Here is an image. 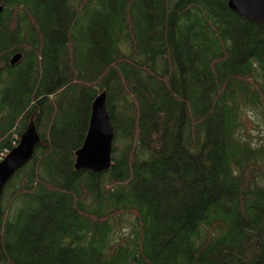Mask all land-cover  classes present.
<instances>
[{"label":"trees","instance_id":"16d2710c","mask_svg":"<svg viewBox=\"0 0 264 264\" xmlns=\"http://www.w3.org/2000/svg\"><path fill=\"white\" fill-rule=\"evenodd\" d=\"M0 6V160L41 137L3 191L0 264H264L263 25L228 0ZM102 91L112 166L78 170Z\"/></svg>","mask_w":264,"mask_h":264},{"label":"water","instance_id":"95a60500","mask_svg":"<svg viewBox=\"0 0 264 264\" xmlns=\"http://www.w3.org/2000/svg\"><path fill=\"white\" fill-rule=\"evenodd\" d=\"M234 11L264 26V0H228ZM2 6H0V12ZM22 53L14 55L10 63L16 64ZM41 137L35 122H29L13 147L0 161V201L4 188L15 173L34 156ZM115 141V127L108 110L107 93L100 92L92 103L89 127L82 148L76 151L75 167L103 173L112 166V151Z\"/></svg>","mask_w":264,"mask_h":264},{"label":"rangeland","instance_id":"374dc122","mask_svg":"<svg viewBox=\"0 0 264 264\" xmlns=\"http://www.w3.org/2000/svg\"><path fill=\"white\" fill-rule=\"evenodd\" d=\"M250 115L252 114V112H250L249 113ZM253 116V118L255 119V120H257V117L255 116V115H252ZM245 124H246V128L248 129V130H250L251 132H252V130H253V132L255 133V134H259V135H261V132H260V130L255 126L254 127V124L252 123V121L250 120V118H246V120H245ZM1 202V201H0Z\"/></svg>","mask_w":264,"mask_h":264},{"label":"bare ground","instance_id":"6f19581e","mask_svg":"<svg viewBox=\"0 0 264 264\" xmlns=\"http://www.w3.org/2000/svg\"><path fill=\"white\" fill-rule=\"evenodd\" d=\"M119 50H120V49H119ZM80 148H82V146H81ZM80 148H79V149H80ZM79 149H78V150H79Z\"/></svg>","mask_w":264,"mask_h":264}]
</instances>
